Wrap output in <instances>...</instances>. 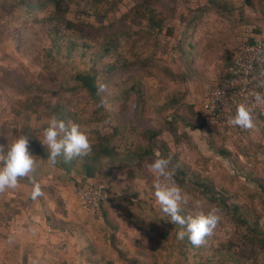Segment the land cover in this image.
<instances>
[{"label":"rangeland","instance_id":"374dc122","mask_svg":"<svg viewBox=\"0 0 264 264\" xmlns=\"http://www.w3.org/2000/svg\"><path fill=\"white\" fill-rule=\"evenodd\" d=\"M144 2L73 0L66 14L75 25L74 36L65 30L61 31L62 37L89 44L84 49L85 57L95 60L91 64L99 70L104 109L100 111L98 105L88 103L85 115L100 118L105 110L112 112V117L104 119L103 123L81 124L88 130L90 144L120 117L131 118L132 110L139 105L143 115L131 142L135 146L145 144L147 139L143 132H157L155 142H164L168 148L164 153L161 149L157 156L169 160L172 176L179 167L186 170L185 179L177 185L192 199L181 205V210L195 215L216 207L198 187L199 183H207L214 187L217 195H227L229 205L240 207L239 213L247 223L264 231V114L254 119V126L237 142L236 138H227L220 131L203 128L185 107V103L196 106L206 91L221 80L229 63L227 60L225 65L221 64L219 52L214 50L213 58L205 64L199 61L198 51L219 46V32L228 34V43L234 40L235 48L245 34L249 39H252L250 36L264 37V0H221L228 22L213 11L202 14L203 8H209L216 0H152L154 20L161 22L160 28L152 25ZM44 14L41 8L31 10L16 6L14 0H0L2 107L19 98V89L14 85L35 84L42 90L47 88L48 91L43 92L39 89V93L48 100L54 99L51 98L54 96L52 81L69 62L50 56L46 46L50 45L52 37ZM115 65L116 68L108 69ZM184 93L187 97L175 108L163 112L155 110L154 105L164 106L177 94L183 98ZM75 98H68V103L73 109H79V103L74 105ZM4 115L1 112L0 117ZM180 116L191 117L192 121L183 124ZM31 119L37 129L50 120ZM211 131L213 134L209 136ZM19 132L18 126L7 130L4 141L11 144ZM184 133L190 138H184ZM40 135L43 137V132ZM155 159H150L148 164ZM155 182V176L148 169L138 174L134 186L139 191L136 198L131 193L124 195V190L114 192L106 184L104 208L108 220L114 222V230L105 221L102 211L95 214L82 207L80 191L73 184L69 183L66 208L60 205L56 216L49 212L48 221L42 219L37 210L30 224L24 220V214L16 215V221L10 225L5 221L9 209L11 215V208L25 207L26 193L20 186L14 188L20 190V193L15 192L17 199L12 198L13 190L0 191L1 207L11 198L15 200L1 209L4 219L0 221V264H93V258H97L98 264L107 261L188 264L190 256L194 264H264V248L252 249L250 230L221 211L216 229L199 247H192L187 238L178 240L179 226L159 220L162 213L154 195ZM193 201H199L200 207ZM126 212L140 216L143 221L130 220ZM87 244L93 245L98 257L81 255Z\"/></svg>","mask_w":264,"mask_h":264},{"label":"trees","instance_id":"16d2710c","mask_svg":"<svg viewBox=\"0 0 264 264\" xmlns=\"http://www.w3.org/2000/svg\"><path fill=\"white\" fill-rule=\"evenodd\" d=\"M152 0H145L144 4H147V13L149 20H151L152 25L154 27H161L160 23L154 20L153 16V7L151 5ZM1 3H3L1 1ZM73 3V0H14V4L22 5L27 7V9L34 10L35 8H41L45 11L44 21L45 24L49 26V33L51 34L52 41L49 46H46L49 50L50 56L55 59L60 57L66 62H69L66 68L60 71V74H56L54 81H52V87L54 90L52 94L51 100H48L46 96L42 97L41 93H39V89L41 91H48L47 88L42 90V88H38L37 85L32 84L30 86L19 85L15 86V88L19 89L17 92L20 95L18 99H14L12 103H8L7 106L4 104L2 107L3 100L0 99V114H5L0 117V137L2 134L11 129L19 128L18 135H25L29 138V151L41 159L44 162L52 165L58 170H62L65 172L67 178L74 183L75 186L78 187L79 191H83L86 188L94 185V183H101L105 186L107 191V186H111V189L116 191L117 193L123 192L124 195H133V198H136L139 194V191L134 188L136 185V179L138 174H143L147 172L148 169V161L152 158H158V152L161 149L167 151L168 148L165 147L164 142H155L156 138H158L159 134L157 132L146 130L144 131V137L147 139L145 144L141 143L135 146L131 142V138L133 136V131L137 127V123L143 115V111L140 110L141 107L138 105L135 110H132L133 115L131 118L122 119L121 117L116 120L115 124L111 123L106 127V132L99 134L91 143V151L86 156L82 157H74L71 160H65L63 156L57 158L55 164L53 165L47 159V148L42 144L41 133L47 128L48 124H43L41 128H34L31 124L33 117L37 118V120L43 118L56 117L59 120H63L65 123L72 122L81 125L84 122H93L98 121L102 122L104 119H109L112 117V112L109 110L104 111V116L97 118L96 116H86L85 111L88 109L89 104L98 105L97 109L102 111L104 109V103L101 97L100 85L98 83L99 70L95 68L94 64H91L93 59H90L89 56L85 57L84 49L89 47L87 43L76 41V38H69L66 40L64 34L61 31L68 30L70 31V35L74 36L75 25L67 19L66 14L69 12L70 4ZM203 8L204 12L202 14H212L213 11L215 14L219 15L221 19L228 22L229 18L226 15V9H224V3L221 0H216L215 4L211 6ZM232 33V32H231ZM228 34L219 32V46H215L212 50L198 51V58L200 62L205 64H209L210 60L213 58V51L217 50L219 52V60H221V64L225 65L228 60L229 63L226 66L224 74L221 80L214 84L219 85L222 83L225 77L228 76V68L232 64L233 59L238 51V45L236 48L234 47V40L232 44L228 43L226 38ZM63 36V37H62ZM250 42H254V39H250ZM196 51V48H194ZM202 50V49H201ZM76 55L80 57L77 59ZM115 66H108V69H114ZM177 79L178 77L174 75ZM260 90L264 94V79H260L259 81ZM213 85V86H214ZM60 86V90L58 87ZM59 91H61L59 93ZM55 92V93H54ZM69 96H67V95ZM46 97V98H45ZM75 97H78L76 99ZM182 97L177 94L171 102H168L164 106L154 105L155 110L157 112H163L169 110L171 108H175L176 105L180 103L181 99L187 97L186 94H182ZM68 98H75V104L79 103V109H73L68 103ZM80 98V99H79ZM85 99L84 101L82 99ZM89 103V104H88ZM189 108V114L191 117L195 118V121L198 120L200 125L205 129H215L218 132H222L226 137L228 136L225 131H222L220 128L212 126L208 124L205 114L198 108V106H192L191 104L185 103V107ZM140 108V109H139ZM263 105H260L259 108L252 113L253 121L256 119L258 115H263L264 110H262ZM96 109V110H97ZM99 111V112H100ZM179 117L178 115H176ZM181 117V123L185 124L187 121H192L191 117L186 118L185 116ZM105 121V120H104ZM180 121V120H179ZM187 124V123H186ZM20 126V127H19ZM105 126V125H104ZM215 132V131H214ZM248 131L244 135H240L236 138V141L242 139ZM213 132H209V136L212 135ZM184 138H190L188 133H184ZM134 137V136H133ZM227 138H232L228 136ZM185 141V140H184ZM180 163V162H178ZM106 165H109L108 169H106ZM108 170V171H107ZM186 170L181 169L180 167L177 169V174L172 176V179L176 184L180 185L185 179ZM181 177V179H180ZM22 183L26 184V180H20ZM198 187L203 189V193L212 200L217 208L220 209L221 212H224L231 216V219L237 224H241V226H245V229L250 230L249 241H251L252 249L256 248H264V231H261L259 228L250 225L245 221V219L239 213L240 207L235 205H229L227 203V195L219 193L218 195L214 192V187L207 183L198 184ZM45 188H41V191H44ZM133 193V194H132ZM32 200V198H30ZM58 205L64 204L57 198ZM105 201L101 202V211L104 215L105 221L108 225L114 230L115 225L114 222L108 220L107 212L104 208ZM9 205V204H8ZM7 205V206H8ZM26 208V203L24 202ZM21 208H11L13 213L5 218V221L11 220L14 215L18 216L24 210ZM88 211V210H86ZM90 212V211H88ZM181 214L184 216H188L186 211L181 210ZM126 215H130V220L143 221L140 216L130 212ZM0 218L4 219L2 213L0 214ZM114 225V226H113ZM86 255V257H90L91 255H96L98 257V253H96V249L92 244H87L86 248L81 255ZM126 261V260H125ZM93 264H98L97 258H93L91 261ZM105 264H115L114 261H107Z\"/></svg>","mask_w":264,"mask_h":264},{"label":"clouds","instance_id":"9594fccd","mask_svg":"<svg viewBox=\"0 0 264 264\" xmlns=\"http://www.w3.org/2000/svg\"><path fill=\"white\" fill-rule=\"evenodd\" d=\"M254 99L256 105H264V95L257 93ZM252 113V105L241 103L237 105L235 115L229 120V124L241 129H251L254 126ZM41 142L47 148V159L53 165L60 156H63L65 160H71L74 157L86 156L91 151L87 129L77 123H65L56 117L48 121ZM35 166L36 157L29 151L27 136L19 135L11 144H0V191L16 188L18 179L27 177L33 183L32 199L41 196V186L32 176ZM148 170L156 178L153 187L162 213L159 220H167L178 225L176 238L180 241L187 238L192 247H199L204 238L216 229L220 221V209L212 207L207 212L182 215L181 205L188 204L192 198L172 179L169 160L158 157L148 166ZM193 203L197 208L200 207L199 201H193ZM153 219L157 220L151 217V220ZM188 264H194L191 256Z\"/></svg>","mask_w":264,"mask_h":264},{"label":"built area","instance_id":"2783aa9c","mask_svg":"<svg viewBox=\"0 0 264 264\" xmlns=\"http://www.w3.org/2000/svg\"><path fill=\"white\" fill-rule=\"evenodd\" d=\"M264 79V37L254 42L242 39L238 51L228 68V76L221 84L210 87L199 102L208 124L220 128L230 137L244 135L248 129L229 124L234 117L237 105L244 103L253 106L255 112L260 105L255 104V95L260 90L259 80ZM105 186L101 183L79 192L82 207L92 213H101V202L105 200Z\"/></svg>","mask_w":264,"mask_h":264},{"label":"crops","instance_id":"0c3cea01","mask_svg":"<svg viewBox=\"0 0 264 264\" xmlns=\"http://www.w3.org/2000/svg\"><path fill=\"white\" fill-rule=\"evenodd\" d=\"M247 37L248 35L246 34L241 36V38L239 39V42L242 39H245ZM250 37H252V39L257 38V36L256 37L250 36ZM199 102L196 104L198 108H200ZM6 132L7 131H5L0 137V144H7V141H4ZM32 176L37 182H39L41 188H45L44 191H42V195L37 197L36 199H32V200L30 199L32 198L31 193L33 190V183L29 180V178L27 177L19 178L18 184H17V186L18 185L20 186L19 189L26 193L25 194L26 197L24 200V202L26 203V208L21 212L20 215L22 216L24 214L23 218L25 221H29L28 222L29 224L33 223L32 218L35 219V217H33V213H35L37 210H40L39 214H41V218L42 219L45 218L47 221L50 217L49 212H52L54 216H56L57 209L59 208V205L57 203V198H60V200L64 204L63 208H66V205H67L66 200H68L69 198L68 189L71 188L70 184L74 185V183L67 178L64 171L56 169L52 165L48 164L47 162L42 161L41 159L37 157H36V166H35L34 172L32 173ZM48 178H49V181L47 180ZM22 179L26 180V184L20 181ZM12 190L14 193L12 198H14L17 195V193H20V190L9 189V191H12ZM12 198L9 200V203L12 200ZM14 199H17V198H14ZM18 199L22 200L21 198H18ZM12 201H15V200H12ZM8 204L5 203L2 207L0 206V214H1V209H4L5 205H8ZM9 215H10V209L8 210V216ZM29 217H30V220H29ZM16 218L17 216L13 217L11 220L6 221V222L10 225L11 223H14L16 221ZM0 221H1V218H0ZM41 223H42V220H41Z\"/></svg>","mask_w":264,"mask_h":264}]
</instances>
